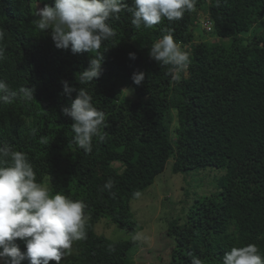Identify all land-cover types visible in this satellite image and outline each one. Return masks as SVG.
Listing matches in <instances>:
<instances>
[{
    "label": "trees",
    "instance_id": "1",
    "mask_svg": "<svg viewBox=\"0 0 264 264\" xmlns=\"http://www.w3.org/2000/svg\"><path fill=\"white\" fill-rule=\"evenodd\" d=\"M45 3L53 0H0V79L13 91L33 90L31 102L0 104V146L26 153L38 183L87 205L86 238L62 264H133L134 236L142 227L132 202L170 159L172 173L208 171L215 186L187 192L184 216L169 222L171 252L161 262L191 264L195 256L220 264L232 247L249 244L264 256V0H197L181 20L148 29H136L125 10L108 21L116 34L99 52L77 54L56 48L35 26L36 6ZM169 30L191 59L179 81L171 66L160 67L148 55ZM100 54L101 76L81 85L79 73ZM134 72L145 74L139 86ZM63 81L85 88L105 113L104 140L94 138L90 153L72 142L73 121L61 110L76 92L63 94ZM109 178L114 197L101 191ZM103 219L131 238L99 233ZM15 243L26 252L24 241Z\"/></svg>",
    "mask_w": 264,
    "mask_h": 264
},
{
    "label": "clouds",
    "instance_id": "2",
    "mask_svg": "<svg viewBox=\"0 0 264 264\" xmlns=\"http://www.w3.org/2000/svg\"><path fill=\"white\" fill-rule=\"evenodd\" d=\"M42 2V0H40ZM197 0H53L37 8L34 21L41 33H49L58 49H70L73 54L97 53L104 41L115 36L109 20H119L121 12L131 13V24L140 29L153 28L162 20H181L186 12L196 10ZM4 34L0 32V41ZM149 58L160 67L171 66L179 81L181 73L191 64L190 54L182 50L169 30L150 46ZM5 49L0 46V60ZM135 60L136 54L130 52ZM102 54L94 56L89 66L78 75L81 85L90 84L102 74ZM145 79L143 72H134L133 83L141 85ZM63 94L71 98L70 106L62 108V114L70 118L72 142L85 153L93 150V139L104 140L101 132L105 123V113L93 105V97L85 88H75L63 81ZM127 91V90H125ZM20 99L33 100V90L27 86L13 91L0 79V104H10ZM114 181L109 178L101 191L111 190ZM81 200H74L59 191L53 193L50 187L37 182L36 172L26 153L15 150L11 145L0 146V264H21L27 259L29 264H62L70 254L76 241L86 238V209ZM24 241L26 252H21L15 241ZM191 264H204L193 256ZM220 264H264V256L255 244L232 247L225 252Z\"/></svg>",
    "mask_w": 264,
    "mask_h": 264
},
{
    "label": "rangeland",
    "instance_id": "3",
    "mask_svg": "<svg viewBox=\"0 0 264 264\" xmlns=\"http://www.w3.org/2000/svg\"><path fill=\"white\" fill-rule=\"evenodd\" d=\"M125 93L131 95V90L127 89ZM172 165L173 159H170L166 170L156 177L155 183L132 202V209L142 227L134 236L137 247L131 253L133 264H163L160 257L167 258L171 252L172 242L167 237L169 222L179 216H184L183 207L187 204L186 201L191 198L187 192L190 193L195 188L201 192L206 187L215 186L214 180L205 176L208 171L199 170V172L189 171L174 174ZM102 221L97 225L99 233H103L113 240L131 238L124 230L105 223L107 219ZM71 251L73 252V250ZM70 254L65 258H69Z\"/></svg>",
    "mask_w": 264,
    "mask_h": 264
},
{
    "label": "built area",
    "instance_id": "4",
    "mask_svg": "<svg viewBox=\"0 0 264 264\" xmlns=\"http://www.w3.org/2000/svg\"><path fill=\"white\" fill-rule=\"evenodd\" d=\"M206 25H208V24L206 23Z\"/></svg>",
    "mask_w": 264,
    "mask_h": 264
}]
</instances>
